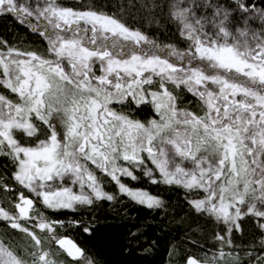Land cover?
I'll return each mask as SVG.
<instances>
[{
  "label": "snow or ice",
  "instance_id": "obj_1",
  "mask_svg": "<svg viewBox=\"0 0 264 264\" xmlns=\"http://www.w3.org/2000/svg\"><path fill=\"white\" fill-rule=\"evenodd\" d=\"M0 15L47 44L0 39V264H106L55 216L120 196L165 208L124 177L183 190L197 219L168 264H264V0H128L111 13L0 0ZM124 17L174 28L175 42Z\"/></svg>",
  "mask_w": 264,
  "mask_h": 264
},
{
  "label": "trees",
  "instance_id": "obj_2",
  "mask_svg": "<svg viewBox=\"0 0 264 264\" xmlns=\"http://www.w3.org/2000/svg\"><path fill=\"white\" fill-rule=\"evenodd\" d=\"M59 2L65 6H92L111 13L116 12L119 5L127 4L128 0H59ZM124 19L133 27H143L151 38L162 44L175 42V37L172 35L174 28L142 25L133 21L131 17ZM0 39L7 40L21 49L31 48L41 53L45 52L47 47L46 41L37 32H33L27 25L19 24L10 15H0ZM180 47L183 45L181 44ZM189 98H191L190 94ZM2 163L3 158H0V164ZM122 179L129 182L130 186L141 187L153 195H159L165 201V208L148 209L144 205L129 202L126 197L120 196V200L124 201L123 204L103 201L88 210L81 209L79 212L63 210L62 213L56 214L55 218L66 222L64 231L70 238L88 247L91 254L96 255L98 260H103L106 264H168V251L172 244L183 243L186 248L189 247L187 239L192 235L189 224L197 219L195 216L189 218L186 215L188 207L184 201L183 190L163 184L153 185L146 177H142L139 181H131L127 177ZM106 187L109 191H118L114 182ZM3 199V195L0 194V203H3ZM46 214L52 213L48 210ZM73 219H83L94 225L97 229L95 235L90 236L79 231L78 226L68 227L67 221ZM197 223L203 229L197 233L200 243L211 255L212 226L208 225L204 218H199ZM133 233L138 239L133 237ZM0 235H3V222H0ZM145 249L149 251L146 252Z\"/></svg>",
  "mask_w": 264,
  "mask_h": 264
}]
</instances>
